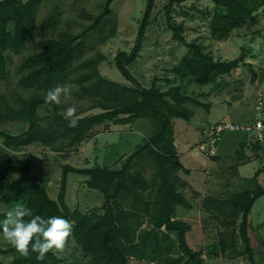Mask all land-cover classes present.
<instances>
[{"label": "rangeland", "instance_id": "rangeland-1", "mask_svg": "<svg viewBox=\"0 0 264 264\" xmlns=\"http://www.w3.org/2000/svg\"><path fill=\"white\" fill-rule=\"evenodd\" d=\"M106 2L107 0H44L38 10L35 27L38 28L45 18L56 14L58 23L51 31L53 37L59 38L65 33L78 35L104 13L101 25L83 37L86 52L74 63L72 77L77 75L76 67L80 61L93 58L98 60V69L104 77L132 86L133 83L116 67L115 57L120 51H131L147 0H113L109 10L104 12ZM168 2L155 1L142 51L128 68L145 87H150L154 80L164 91L180 85L184 92L212 105L210 112H207L203 107L187 103L194 111L192 119L187 121L179 117L173 118L174 144L178 158L185 167L173 173V179L177 191L187 198L191 208L175 204L172 218L192 226L187 236L188 243L194 251L202 254L205 264H251L244 254V246L239 236L242 216L234 214L233 201L243 191L255 189L257 183L264 187V144L261 146L254 142L250 134L227 131L217 145L216 153L221 156L207 154L198 146L202 129L212 122L228 121L243 125L255 118H264V105L262 111L256 108L259 94L263 95L264 101V4H260L259 9L254 12L253 22L235 28L223 40L213 37L210 32V24L216 11L213 0L173 3L170 16L165 8ZM169 23L182 24V33L186 40L201 44L204 51L212 54L215 60L240 58V66L230 74L220 75L204 85L189 77L182 79L173 74L172 67L179 62L187 47L173 39ZM12 28L13 24L10 23V30ZM38 38L39 35L35 34L32 42L20 53H5L8 76L0 79V95L12 104H15L17 95L27 96L30 93V90L19 85L22 75L20 65L25 57L35 51L33 42ZM254 73L256 78L253 80ZM69 85L71 91L77 88L74 83ZM234 85H241L237 94L240 96L236 99H232L230 95ZM71 97L67 104H62L63 111L69 106L76 108L77 116L102 111L100 108H92L88 99H78L72 94ZM51 113L52 107L49 105L38 108V114L42 117ZM27 126L28 123L24 120L0 122V128L12 134L24 131ZM155 128L151 117L137 118L128 124L107 121L95 127L80 145L63 152L58 151V144L36 143L10 148L4 144L0 135V155L8 153L17 159L30 158L31 179L45 178L49 196L57 199L64 165L69 164L75 168L107 166L120 169L128 156L146 137L153 134ZM238 139L245 142L248 148L244 149L239 144L238 149H235L232 142ZM144 153L136 158L130 171L134 173L143 169L149 188L129 193L122 200V206L127 212L125 222L131 225L135 242L139 243L146 235L147 247L144 260L130 258L128 264L186 263L188 257L180 249L177 233L168 231L165 226L154 228V220L159 216L161 206L157 200L161 199L159 190L162 179L157 174L155 161ZM247 160L250 161L246 162ZM3 168L4 166L0 170ZM256 175L257 180L252 181ZM18 176L19 173L13 174L12 180ZM90 179L85 174L68 172L66 203L72 211L90 216L103 215L104 194L99 189L89 187ZM1 183L0 196L4 192ZM17 205L24 206L20 200L12 203L0 201V213H7ZM70 223L74 229L75 222ZM153 229H157L160 241L157 250L152 242ZM232 230H235L236 243L230 246L232 237L229 232ZM249 235L256 261L264 264V195L255 202L249 215ZM222 239L227 240L228 248L223 255L218 256L214 250L221 244ZM8 245L9 241L1 234L0 246ZM56 256L61 264H92V256L84 251L74 235L67 250ZM17 258L25 257L20 253L0 255V264H12Z\"/></svg>", "mask_w": 264, "mask_h": 264}, {"label": "trees", "instance_id": "trees-1", "mask_svg": "<svg viewBox=\"0 0 264 264\" xmlns=\"http://www.w3.org/2000/svg\"><path fill=\"white\" fill-rule=\"evenodd\" d=\"M44 0H0V79L8 76L6 51L20 53L32 42L35 34L39 38L33 42L35 51L24 58L20 65L22 75L19 85L30 93L26 96L17 95L15 104L10 103L0 95V122L5 120H24L27 128L17 134H12L0 128V135L7 147L20 148L32 144H58V151L80 145L95 127L113 121L115 124H128L137 118L151 117L155 123V131L128 156L122 168L103 167L75 168L64 165L61 187L57 199L47 192L45 178L31 179L32 161L28 157L14 158L8 153L0 155V182L4 188L0 201L12 203L20 200L24 207L31 209L33 215L47 219L59 216L74 223L73 235L84 251L92 256V264H128L130 258L145 259L147 236L136 243L131 225L125 222L127 212L122 206V200L130 193L149 188L143 169L132 173L130 170L138 156L144 152L146 157L153 159L157 165V174L162 179L160 187L159 216L154 220L155 227L165 226L168 231L178 235L180 249L188 257L183 264H205L202 254L194 251L189 245L187 236L192 226L181 220L172 218L175 204L191 208L187 198L176 189L173 173L185 169L178 158L174 144L173 118L179 117L190 121L194 111L187 103L203 107L207 112L211 103H206L183 91L180 85L162 90L154 80L150 87H145L137 80L128 68L139 57L147 29L151 23V14L156 0H147L146 8L139 22L135 43L130 52L120 51L115 57L116 67L133 83L132 86L121 84L104 77L98 69V60L89 58L79 62L77 75L72 77L74 63L86 52L83 40L85 34L97 29L104 18V13L98 16L88 29L78 35L65 33L56 38L51 35L58 23V16L52 14L45 18L36 28V19L40 5ZM113 0H107L105 11H108ZM166 13L170 16L173 3L187 0H168ZM216 11L213 15L210 32L217 39H226L235 28L255 20L254 12L259 9L264 0H213ZM170 19V18H169ZM10 23L13 24L10 30ZM173 39L187 47L171 72L182 79L191 78L198 84H208L218 76L230 74L238 68L240 58L233 60H215L212 54L204 51L198 42H188L183 36V25L169 23ZM256 73L253 74V80ZM74 83L76 89L72 96L78 99H88L92 108L102 109L99 113L77 116L76 127H69V122L60 114L63 105L45 103L46 93L57 85ZM239 85V84H238ZM234 85L230 91L232 99L239 98L241 85ZM42 105L52 107V113L44 117L38 114ZM46 120V123H43ZM257 143V142H256ZM262 146V144L257 143ZM245 145V142H242ZM243 147V146H242ZM75 171L91 177L88 185L103 192L104 214L92 216L79 211H72L66 203L67 175ZM19 176L12 180L13 174ZM257 180V175L251 179ZM264 195V187L257 183L255 189H247L237 195L233 201L234 214L241 215L239 236L244 246V254L251 264H259L254 256V248L249 235V215L255 202ZM7 213H0L2 221ZM28 219V218H26ZM157 229H153V245L158 249L160 241ZM3 234L0 229V235ZM232 237L230 246L236 243L235 230L229 232ZM228 248V242L221 240L215 247L216 255H223ZM19 253L9 243L7 247L0 246V255ZM37 253L31 252L27 258H17L12 264H61L56 254L49 252L43 260L36 259Z\"/></svg>", "mask_w": 264, "mask_h": 264}, {"label": "clouds", "instance_id": "clouds-1", "mask_svg": "<svg viewBox=\"0 0 264 264\" xmlns=\"http://www.w3.org/2000/svg\"><path fill=\"white\" fill-rule=\"evenodd\" d=\"M71 98V86L65 84L50 89L44 99L45 103L60 106L67 104ZM76 113V108L69 106L60 114L69 122V127H76ZM0 229L21 256L27 258L31 251L37 253V260H43L49 252L54 255L64 253L73 236V226L67 219L59 216L45 219L40 215H33L31 209L22 205L7 212L0 221Z\"/></svg>", "mask_w": 264, "mask_h": 264}, {"label": "built area", "instance_id": "built-area-1", "mask_svg": "<svg viewBox=\"0 0 264 264\" xmlns=\"http://www.w3.org/2000/svg\"><path fill=\"white\" fill-rule=\"evenodd\" d=\"M263 95L259 94L257 110H263ZM227 131H241L250 134L254 142L264 144V118H255L243 125L228 121L212 122L201 131L198 148L207 154L216 155L218 141Z\"/></svg>", "mask_w": 264, "mask_h": 264}, {"label": "crops", "instance_id": "crops-1", "mask_svg": "<svg viewBox=\"0 0 264 264\" xmlns=\"http://www.w3.org/2000/svg\"><path fill=\"white\" fill-rule=\"evenodd\" d=\"M210 112V111H209ZM242 142L243 141H240V139H238V140H236V141H233L232 143H233V146H235L236 148L235 149H238V145L239 146H243L244 147V149H247L248 148V145H246V143H245V145H242ZM216 155H220V154H217L216 153ZM221 156V155H220ZM252 160V159H251ZM248 161H250V160H247L246 162H248ZM246 162H244V163H246ZM244 163H242V164H244ZM242 164H240V165H242ZM239 165V166H240ZM239 168V167H238Z\"/></svg>", "mask_w": 264, "mask_h": 264}]
</instances>
